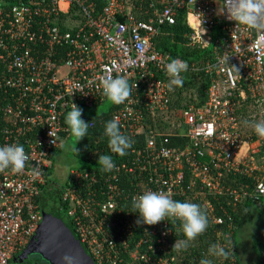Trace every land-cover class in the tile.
<instances>
[{"label":"built area","instance_id":"built-area-1","mask_svg":"<svg viewBox=\"0 0 264 264\" xmlns=\"http://www.w3.org/2000/svg\"><path fill=\"white\" fill-rule=\"evenodd\" d=\"M151 6L149 16L141 18L130 12L127 0H0V146L21 145L30 157L23 173H0V264H10L37 231L43 218L40 197L67 127L64 114L74 103L103 102L101 77L123 75L133 86L130 98L113 112L129 137L146 130L147 113L170 109L164 65L172 58L154 38L162 24L175 22L180 7H187L193 28L189 42L215 46L213 58L201 66L211 76L206 98L176 113V121L184 123L179 134L189 142L170 145L173 133L154 129L146 132L143 146L114 161L112 172L72 169L62 198L75 232L97 264H175L173 234L179 233V222L175 228L169 221L138 226L131 200L147 190L169 192L172 198L186 194L187 164L202 182L191 192L203 197L212 223H223L224 217L208 193L217 200L229 195V203L249 198L263 204L264 138L251 124L264 120V51L246 50L255 33L246 29L233 39L235 22L218 14L224 0ZM214 25L220 27L218 35ZM222 57H230L229 63L217 68ZM51 128L57 145L48 135ZM236 260L232 254L226 264Z\"/></svg>","mask_w":264,"mask_h":264},{"label":"trees","instance_id":"trees-1","mask_svg":"<svg viewBox=\"0 0 264 264\" xmlns=\"http://www.w3.org/2000/svg\"><path fill=\"white\" fill-rule=\"evenodd\" d=\"M168 1L169 0H127V5L130 12L138 15L141 18H147L149 16V12H152L153 10V7L151 6L152 2H154V7L161 8ZM147 10H149V12H147ZM187 15V7H180L178 9L175 22L171 24H162L160 32L154 38L155 45L163 52L169 53L172 59L179 57L183 58L185 62L188 63V71L181 74L184 80V85L183 87H175V90L171 91V107L167 112H156L155 114L147 113L145 123L146 130L141 131L135 137H130L134 141L133 146H143L146 132L154 129H160L165 133H173L170 136V145L174 144L179 146L189 142L187 137L179 134L184 128V123L182 118H180L179 121H176V113L178 112V109L188 107L191 103L201 104L206 98L205 88L209 85L211 76L209 73L205 72L201 66H203L206 60L212 59L215 54L214 46H212V44L202 46L191 44L189 42V34L193 31V28L188 23ZM219 28V25L213 26L212 31L214 34L218 35L220 33ZM119 106L120 105L112 104L107 111H102L101 113L95 114L91 117H83L85 122L90 123L87 136L83 138L76 147L78 152L75 148L76 153L82 155L88 162L86 166L81 167L82 169L96 172L98 175L101 174L103 171H101L98 167V159L100 154L111 155L113 161L115 162L120 160L119 155L110 152L108 148V138L104 135L105 122L113 119V112ZM68 111H66L64 114V120ZM123 134L127 135L126 133ZM66 135L67 132L63 130V139L66 137ZM62 145L55 150L53 156L62 149ZM129 151L130 149L128 150V153ZM185 170L186 180L183 182V186L187 188V193L178 194L177 192L174 194L173 198L177 201H189L201 205L202 208L207 211L209 226L204 234L199 236L192 243V246L186 251H173L177 257L175 264H199L200 260L207 256V250L210 245L217 243L218 241L223 246H227V240L230 238L233 239L234 245L236 247V250L233 253L237 259L236 264H243L237 253V231L241 224L248 218L253 208H257L264 212V202L263 204H257L252 199L247 198L234 204V202L229 203V195L220 194L219 200H217V197H213L210 193H208V197H210L214 202L216 213L224 217L223 223L214 224L212 223L213 221L211 214L209 213L208 209H206L203 197L200 195L199 197L194 196V194L191 192V190L199 191L202 182H200L199 178L195 176L188 164ZM52 172V168H50L48 176L50 180H48L55 184L56 179L51 176L53 174ZM72 178V176H69L62 185V188L58 187L60 189L61 207L66 210L68 209V205L67 202L62 198V192L67 182L69 180H73ZM193 181H195L194 184ZM229 181L231 182V180H228L226 181V184H229ZM221 204H223V207H220ZM61 213L64 215L63 212ZM217 227L222 229V234H216ZM226 231H230L231 234L229 237L225 235ZM184 238L185 237L183 236L182 232H174L173 234V239ZM254 238L257 249L260 252L258 260L259 262L262 261L264 264V242L262 239H259L257 235L254 236ZM227 261L228 259L225 260V262L223 259V264H226ZM214 264H218L217 259H214Z\"/></svg>","mask_w":264,"mask_h":264},{"label":"clouds","instance_id":"clouds-1","mask_svg":"<svg viewBox=\"0 0 264 264\" xmlns=\"http://www.w3.org/2000/svg\"><path fill=\"white\" fill-rule=\"evenodd\" d=\"M219 15H226L229 21L235 22V29L232 33L252 30L255 33V39L247 46L246 50L252 54H259L264 51V0H224V9L221 12L218 8ZM204 20L200 25L202 34L206 32L203 28ZM230 57L218 59L217 68L229 63ZM236 72L239 69L235 66ZM187 62L176 58L164 65V71L169 78L167 85L169 91H174L175 87H183L184 80L182 73L188 71ZM137 87V85H134ZM127 78L123 75L112 77L111 75L100 78V89L102 95L112 104L121 105L127 101L132 93ZM83 109L73 104L72 110L65 116V131L72 137H75L77 143L87 136L89 124L82 117ZM246 125L249 121L244 122ZM257 136L264 138V120H259L251 124ZM51 137V143L57 145V135L51 128L48 133ZM104 135L108 138V148L111 153L121 157L127 155L128 150L132 148L134 141L120 130L118 118L106 121L104 126ZM78 152V149L76 148ZM30 159L23 146L10 144L0 146V173L11 170L13 173L21 174L24 172L27 162ZM98 167L105 173L112 172L116 165L111 155L100 154ZM36 175L39 170L34 169ZM6 186V185H5ZM132 213H138V219L135 223L139 225L154 226L162 221H169L173 228L179 222V232L183 233L184 239H176L172 251H186L192 246V243L204 232L209 226L207 211L201 205L189 201L181 202L174 200L169 192L147 190L138 196H133L131 200ZM147 232V230H146ZM167 234V232L165 233ZM232 241L227 240V246L219 243L210 245L207 250V256L202 258L199 264H214V259L227 260L234 253L231 246ZM62 264H80L79 257L65 253L59 258Z\"/></svg>","mask_w":264,"mask_h":264},{"label":"water","instance_id":"water-1","mask_svg":"<svg viewBox=\"0 0 264 264\" xmlns=\"http://www.w3.org/2000/svg\"><path fill=\"white\" fill-rule=\"evenodd\" d=\"M41 206L43 218L36 231L37 246L31 249L32 252L25 255L22 253L18 262L23 263L24 260L31 259V261L33 260L31 264H37L35 257L31 256L38 253L44 257L45 264H62L59 258L68 253L77 255L80 264H97L76 234L72 220L70 218V221L67 220L61 213L60 189L50 181L45 185L41 194ZM23 264H29V261Z\"/></svg>","mask_w":264,"mask_h":264},{"label":"rangeland","instance_id":"rangeland-1","mask_svg":"<svg viewBox=\"0 0 264 264\" xmlns=\"http://www.w3.org/2000/svg\"><path fill=\"white\" fill-rule=\"evenodd\" d=\"M219 1L221 2V0ZM111 105L112 103L105 99L95 106H80L83 109L81 118L91 117L102 111H107ZM63 140L62 149L55 153L52 159V173L56 179L55 185L59 188H62L66 179L71 175L72 169L79 170L88 163L82 155H79L75 151L80 141L77 143L76 138L72 137L69 133H67ZM60 210L64 213L67 220L70 221L68 209L66 210L61 207ZM256 235L264 242V212L253 208L248 218L241 224L237 231V253L243 264H263L262 261L259 262L258 260L260 252L255 244L254 236Z\"/></svg>","mask_w":264,"mask_h":264},{"label":"flooded vegetation","instance_id":"flooded-vegetation-1","mask_svg":"<svg viewBox=\"0 0 264 264\" xmlns=\"http://www.w3.org/2000/svg\"><path fill=\"white\" fill-rule=\"evenodd\" d=\"M54 181V180H53ZM37 237H38V235H36V232H35V238H34V235H33V237H32V239L30 240V242H29V244L27 245V249H26V251H25V249L21 252V254L23 253V255H25L26 253H29V252H32L31 251V249H34V248H36V246H37V242H36V239H37ZM33 242V245H31V243ZM33 248H32V247ZM22 255V256H23ZM31 255V254H30ZM31 257H35V259L37 260V264H45V259H44V257H42L40 254H32V256ZM27 261H31V259L30 260H28V259H26V260H24V262L23 263H25V262H27ZM33 261V260H32Z\"/></svg>","mask_w":264,"mask_h":264},{"label":"crops","instance_id":"crops-1","mask_svg":"<svg viewBox=\"0 0 264 264\" xmlns=\"http://www.w3.org/2000/svg\"><path fill=\"white\" fill-rule=\"evenodd\" d=\"M189 23V22H188ZM211 44H214L213 42L211 43ZM215 47V46H214ZM52 177H53V174L51 175ZM51 177V178H52ZM50 180V179H49ZM49 180H48V182H49ZM20 255H21V252L20 253H18V254H16L12 259H11V261H10V264H23V263H21V262H18L19 260V258H20ZM33 261H30L29 262V264H31Z\"/></svg>","mask_w":264,"mask_h":264},{"label":"bare ground","instance_id":"bare-ground-1","mask_svg":"<svg viewBox=\"0 0 264 264\" xmlns=\"http://www.w3.org/2000/svg\"><path fill=\"white\" fill-rule=\"evenodd\" d=\"M194 24H195V25H197V24H198L197 20H196V21H194Z\"/></svg>","mask_w":264,"mask_h":264}]
</instances>
